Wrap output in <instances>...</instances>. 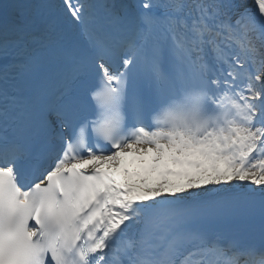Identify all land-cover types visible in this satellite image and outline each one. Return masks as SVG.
I'll return each instance as SVG.
<instances>
[{"label": "snow or ice", "instance_id": "snow-or-ice-1", "mask_svg": "<svg viewBox=\"0 0 264 264\" xmlns=\"http://www.w3.org/2000/svg\"><path fill=\"white\" fill-rule=\"evenodd\" d=\"M0 59V264H264V0L12 4Z\"/></svg>", "mask_w": 264, "mask_h": 264}, {"label": "bare ground", "instance_id": "bare-ground-1", "mask_svg": "<svg viewBox=\"0 0 264 264\" xmlns=\"http://www.w3.org/2000/svg\"><path fill=\"white\" fill-rule=\"evenodd\" d=\"M19 1L20 0H3L4 3H9V5L15 4L16 2H19ZM238 2L250 7V5H249L247 0H238ZM252 187H257V186L253 185Z\"/></svg>", "mask_w": 264, "mask_h": 264}]
</instances>
